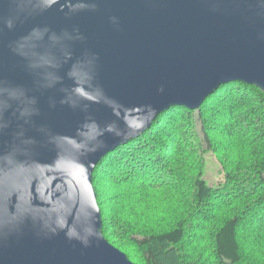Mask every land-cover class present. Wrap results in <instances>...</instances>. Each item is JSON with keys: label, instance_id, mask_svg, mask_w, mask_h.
<instances>
[{"label": "water", "instance_id": "obj_1", "mask_svg": "<svg viewBox=\"0 0 264 264\" xmlns=\"http://www.w3.org/2000/svg\"><path fill=\"white\" fill-rule=\"evenodd\" d=\"M234 81L264 93V0H0V264H135L94 170Z\"/></svg>", "mask_w": 264, "mask_h": 264}, {"label": "rangeland", "instance_id": "obj_2", "mask_svg": "<svg viewBox=\"0 0 264 264\" xmlns=\"http://www.w3.org/2000/svg\"><path fill=\"white\" fill-rule=\"evenodd\" d=\"M227 90V87L219 88L205 106L189 109L190 112L186 115H182L180 109L177 112L165 111L163 118L154 125L151 134L142 137L144 141L146 139L151 141V144L161 145L162 159L169 160L167 163L172 169L173 176L165 178L168 179L165 185L138 191L133 187L134 178L116 175L114 172L110 175L107 172H110L111 168L100 171L94 187L105 221L103 235L135 264H143V259L141 251L132 243V238L141 239L146 234L169 229L179 219L188 221L183 243L170 252L156 247L154 248L156 256L169 261L173 259L172 264L187 260L190 264H215L212 232L225 216L233 214V208L212 210L219 204L212 202L207 208L206 216L203 215V211L201 213L198 211L199 208L194 206L192 198L195 191L194 180L200 175V169L204 171L202 178L206 179L209 185L228 188L227 192L219 193V195L222 193V199H225V195L232 196L235 191L232 188L243 189L247 186H240V183L227 186L225 168L235 177L241 175L239 178H243L244 181L246 178L248 184L257 183L255 179L259 175L264 176V142L255 138L251 140V137L246 138L239 134L240 129L246 130L248 120L243 121L245 125L235 126L232 131L229 127L222 130L221 124L226 118L215 110L221 109L218 103L223 101L222 97H226ZM243 90L246 92L248 89ZM249 93L256 95L253 90H249ZM251 100L259 106L256 108L258 113L264 112L262 97ZM217 104L219 106L216 108ZM212 106L214 109H211ZM176 116H179L181 122L174 121ZM168 117H173V124L170 127ZM214 119L216 120L213 123ZM177 124L182 128L180 129ZM258 134L256 133V136ZM145 148L149 150L151 146ZM141 152L147 154L145 149H141ZM154 155H157L155 150ZM244 203L238 204V207ZM208 215H213L211 220L208 219ZM254 215L256 216L255 213ZM262 255L264 250L259 258H263Z\"/></svg>", "mask_w": 264, "mask_h": 264}, {"label": "trees", "instance_id": "obj_3", "mask_svg": "<svg viewBox=\"0 0 264 264\" xmlns=\"http://www.w3.org/2000/svg\"><path fill=\"white\" fill-rule=\"evenodd\" d=\"M224 87L228 88L227 95L226 97L224 96L225 98L222 97L223 101L218 103L220 106L218 104L215 105L216 108L218 106L221 107L220 110L215 111H219L218 114L226 118L221 124L222 130L229 127L230 131H232L235 126L245 125L243 121L248 120L246 130L240 129L241 132L239 131V134H242L246 138L251 137V140L255 138L258 141L264 142V112L258 113L256 108L259 106L251 100L256 97H262V99H264V93L257 87L239 81L220 85L205 99L199 108L205 106V104L211 100L209 98L214 96L219 88ZM244 88L248 90L245 92L243 90ZM249 90H253L256 95H251ZM178 109L182 111V115H186L190 112L188 111L189 109L183 106L170 107L167 110L168 112L173 110L177 112ZM211 109H214V107L212 106ZM164 112L160 113L154 119L151 126L144 133L125 144L117 146L101 160L98 167L93 172V187L94 184L96 185V181L100 176V171L109 168H111V171L107 173L110 175L115 173L123 177L134 178L133 187L138 191L152 186L165 185L166 180H168L165 178L173 176L172 169H170V165L167 163L169 160L165 161L162 159L161 145L157 143L151 144V141L147 139L144 141L142 139L144 136L148 137L149 133L151 134L154 125L159 119L163 118ZM168 119H170V122L167 120L170 127L173 124V117H168ZM176 120L181 122L179 116H176L174 121ZM215 120L216 119L212 122L214 123ZM177 126L180 129L182 128L179 124H177ZM246 131H248V133H246ZM256 133L259 134L256 136ZM148 145L151 146L149 150L145 148ZM141 149H145L147 154H143ZM153 150L157 152L158 156H153ZM199 173L200 175L194 180L195 191L192 198L194 206L199 208L198 211H200V213L203 211V215L206 216L207 208L212 202H219L216 209L214 208L212 210H223L229 207L233 208V214L225 216L212 232L215 264H264V255H262L263 258H259L260 253L264 250V176L261 177L259 175V177L255 179L258 181L257 183L248 184L246 183V178L244 181L242 180L243 178H239L241 175H237L236 177L238 179H235V175L225 168L224 175L227 186L234 183H240V186H247L243 187V189L232 188L235 190L232 196L225 195V199H222V193L220 195L219 193L227 192L228 188L209 185L208 181L202 178L204 174L202 168ZM242 177H244V175ZM95 193L98 206H100L99 197L96 191ZM242 202H245L243 206L238 207V204ZM100 213L102 218V230L104 232L105 221L101 209ZM212 216L213 215H208V219L211 220ZM187 222L186 220L181 221V219H179V221L174 222L173 226L169 229L162 230L158 233L142 235L143 237L141 239L138 237L132 238V243L141 251L143 264H172L173 262L171 261H173V259H171V261H169V259H159L155 254L154 248L161 247L164 248L165 251L170 252L172 249H175V247L177 248L180 246L186 236ZM176 264L190 263H188L187 260L180 261Z\"/></svg>", "mask_w": 264, "mask_h": 264}]
</instances>
